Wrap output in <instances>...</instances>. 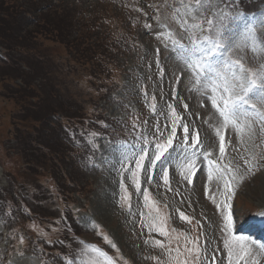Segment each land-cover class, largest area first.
I'll use <instances>...</instances> for the list:
<instances>
[{
  "label": "rangeland",
  "instance_id": "rangeland-1",
  "mask_svg": "<svg viewBox=\"0 0 264 264\" xmlns=\"http://www.w3.org/2000/svg\"><path fill=\"white\" fill-rule=\"evenodd\" d=\"M17 1L26 10L21 18L20 33L34 28L39 11L58 5L72 12L74 26L68 32L71 40L83 41V44L100 41L106 46L101 68L91 69L79 61L77 58L80 57L72 50L40 34L37 36L42 43L40 52L45 55L50 69H59L53 80L50 79L54 88L39 76L31 81L38 89L41 87V94L58 110L56 114L51 113L50 121L63 124V111L76 108L80 114L82 109L94 112L92 115L86 111L82 113L86 122L90 116L100 118L99 133L89 132L84 140L91 145L85 160L79 158L85 150V142L74 140L71 146L64 139L68 135L62 133L65 125L62 128L59 124L55 126L56 141L70 145L68 152L73 157L64 168L78 184L61 181L62 194L47 161L40 160L39 168L25 171L30 185L23 182L22 170L13 168L17 160L14 152L17 150L16 142L11 139L7 143L6 135L8 130L13 136L10 119L17 110L10 97V88L22 84V76L25 77L26 73L14 80H1L3 74H0V189L8 187V193L14 196L20 211L4 212L6 202L0 198V264H85L94 256V253L82 255L86 244L98 246L112 258L113 264H176L177 260L185 258L192 264L197 253H189L186 249L193 247L200 249L202 264H228L227 249L224 248L228 234L221 230L222 207L218 209L216 206L223 200L220 193L224 181L215 172L213 180H208L209 168L203 153H211L210 156L220 161L221 167L230 163L237 175L248 170L244 160L252 165V174L247 176L233 201L235 225L237 228L244 225L242 229H246L247 223L255 221L257 213L264 210V122L254 121L251 135H238L231 126L221 128L225 143V154L221 156L220 138L215 131L220 126L218 116L205 96L191 90L189 73L182 72V65H178L170 55V40L162 35L170 29L177 37L180 36L182 30L173 19L175 9L180 8L183 12L180 0ZM242 1L227 0L234 5V10L240 11L243 7L249 11L250 14L240 11L246 21L258 20L264 14V0H245L247 6ZM32 2H37V5H31ZM35 8L36 12L33 11ZM29 9L32 12L26 13ZM11 26L17 28V24L12 23ZM261 35L264 36V31ZM5 53L6 49L0 44L1 67L7 65L6 60L2 62ZM10 54L8 58L17 59L20 71H30L24 58L21 59L22 53L11 50ZM239 55L244 57L246 67L256 69L264 64V53H254L248 48ZM100 87L107 90L98 100ZM257 107L264 110V104H257ZM177 116L181 118L175 125L177 141L183 143V125H187L192 134L199 132L201 144L196 150L194 182L188 183L176 164H172L168 165L170 184L165 185L159 166L153 172L149 164L148 171L142 169L139 173L138 190L133 183L132 172L117 162L119 153L111 145L127 142L129 156L134 151L133 145L136 149L142 145L151 150L157 138L164 141L171 134ZM40 154L35 152L36 160ZM124 164L135 170L134 160H126ZM224 171L228 175L227 169ZM7 174L11 175V180ZM13 183L16 188L8 185ZM206 184L209 188L207 195ZM79 189L82 190L79 193L73 191ZM125 189L129 196L127 202L122 199L126 195ZM143 189H148V201L144 199ZM213 196L215 204L210 198ZM177 209L190 221L182 220ZM160 217L164 218L168 236L151 228L153 218L159 225ZM18 225L20 230H17ZM70 226L78 232L74 236L70 234ZM60 230L67 232L65 238L56 236ZM105 235L110 243L104 240ZM185 236L195 244L188 243ZM155 240L162 241L165 247L162 249L155 245ZM63 241H67L66 245ZM244 243L251 249V259L264 264V252L248 239ZM177 247L181 253L179 256Z\"/></svg>",
  "mask_w": 264,
  "mask_h": 264
},
{
  "label": "snow or ice",
  "instance_id": "snow-or-ice-1",
  "mask_svg": "<svg viewBox=\"0 0 264 264\" xmlns=\"http://www.w3.org/2000/svg\"><path fill=\"white\" fill-rule=\"evenodd\" d=\"M180 5L183 12L177 8L173 15V19L179 23L182 30L180 36L177 37L170 29L162 35L165 36V39L170 40V55L178 65H182V72L189 73V82L192 84L191 90L201 93L211 102L219 120L220 126L216 127L215 131L220 138L219 151L223 157L225 143L221 128L227 129L231 126L238 135H251L253 122L257 120L264 122V110L257 107V104H264V64L259 65L256 69L246 67L243 62L244 57L239 55L241 51L248 48L254 53H264V36L261 35V31H264V14H261L258 20L246 21L244 14L234 10V5H230L227 0H188V2L180 0ZM174 111L173 109V114ZM180 119L177 116L171 134L164 141L157 138L154 148L151 150L142 145L136 149V146L133 145L134 151L129 156L126 150L127 142L111 145L119 153L116 155L117 162L121 164L123 169L132 172L133 183L138 190L140 189L139 173L142 169L148 171L149 164L153 172H156L157 166H159V171L163 173L162 180L165 185L170 184L168 165L172 164H176L180 169L181 176L185 177L188 183L194 182L193 177L197 170L196 150L201 141L199 132L190 133L187 125H183L185 134L183 143L177 141L175 125ZM190 136L191 142L189 143ZM203 155L208 158L211 153L204 152ZM129 159L135 161L134 171L124 164V161ZM208 163L209 165H216L215 169L210 167L208 180H213V172H215L218 178H222L224 181L223 191L220 193L223 200L216 206L218 209L222 207L223 227L221 230L228 234V238L224 240L228 264H241V262L249 264L252 255L251 249L245 245L243 236H237L232 232V227L234 197L247 176L252 174V165L248 160H244L248 170L243 175H237V171L233 170L230 163H224L223 167L214 160H208ZM225 169H227L228 175L225 174ZM151 179L152 177H149V180ZM121 188H125L123 182H121ZM169 190L171 189L169 188ZM143 192L145 201H148V189H143ZM208 192L209 188L206 184V195ZM125 193L126 195L122 199L127 202L129 196L126 189ZM210 198L215 204V196ZM152 206H155V202ZM128 207L131 208L130 203ZM156 210L159 211L158 208ZM177 211L182 220L190 221V218L182 211L179 209ZM141 215L144 214L141 213ZM257 215L264 217V211L257 213ZM160 221V224L157 225L155 218H153L151 228L158 231L160 235L168 236V232L164 229V218L160 217ZM172 231L175 232V229ZM181 235L184 234L181 233ZM185 239L188 243L195 244V241L188 240L186 236ZM104 240L110 243L106 235ZM154 244L162 249L165 247L164 243L159 240H155ZM111 246L116 247L115 244ZM260 249L264 251V245H260ZM176 251L178 256L181 255L179 247ZM186 251L197 253V256L192 258V264H202L198 247L186 249ZM91 253H94V256H91L85 264H113L112 258L98 246L86 244L82 249V255L89 256ZM168 254L171 259L170 248ZM176 264H190V262L185 258L184 260H177ZM251 264H258V261L251 259Z\"/></svg>",
  "mask_w": 264,
  "mask_h": 264
},
{
  "label": "trees",
  "instance_id": "trees-1",
  "mask_svg": "<svg viewBox=\"0 0 264 264\" xmlns=\"http://www.w3.org/2000/svg\"><path fill=\"white\" fill-rule=\"evenodd\" d=\"M0 1V44L6 49L5 54L7 55V57L5 56L6 61L4 60L7 65L3 67L0 66V71H2L0 74H3L1 80H7L8 78L14 80L23 73H26L25 77L22 76V84L15 86V88H10L12 94L10 97L15 105V110H17V113L10 119V124L12 126L10 132L12 131L13 136L11 137L9 135L8 130L6 135V137L8 136V138H6L7 143L11 139L16 142L17 150L14 152L17 160L13 168L22 170L21 177L23 182L30 185L29 177L25 174V171L30 168H39L40 160L44 161V163L47 161L53 172L52 177L56 179L59 193L62 194L63 187L61 186V181L64 182V180H68V182L77 185L75 184L76 180L72 177L70 172H67L64 168L73 159V157L70 156L72 153L68 152L72 143L70 142V145H67L66 142L62 144L56 141L54 136L56 132L55 126L59 124L62 127V122L52 123L50 117L52 115L51 113L56 114L58 110L41 94V87L38 89L36 84H31L32 79L38 76L49 84L50 79L53 80V75L59 73V69H50L48 66L45 55L40 52V45L42 43L37 36L40 34V36H43L45 39L52 40L58 43V45L61 44L63 47L72 50V52L80 57L77 59L84 62L85 65L90 66L91 69H96L102 65L100 62L105 55L103 48L106 45L100 41L83 44V41L78 42L75 39L71 40L68 32L74 26L72 22V12L70 9L58 5L47 6L39 11L36 17L37 21L34 23V26H32L34 28L20 33L21 18L24 17L26 11L22 9L23 4H18L17 0ZM242 2L247 6L245 0ZM16 4L18 6H16ZM31 5L35 6L37 2H32ZM33 11L36 12V8ZM30 12L32 11L29 9L26 13ZM12 23L17 24L16 29L14 26H11ZM79 40H81V38ZM11 50H17L22 53L21 59L24 58L27 67L30 68L29 72L20 71V66L19 64L17 65V59L14 60L13 57L8 58L11 56ZM45 64H47V66ZM100 68L101 67H99V69ZM9 71L16 73L11 74ZM50 84L54 88V83L52 82ZM102 93L103 91L101 94ZM81 111L80 114L77 108L75 110H64L63 118L65 124L67 123L69 126L75 127L76 121L80 117V120L83 118L84 115L82 116V113H85L86 110L82 109ZM47 126H49L50 129L46 130ZM11 148H14V146ZM37 151L41 152L38 160L34 157ZM79 158L83 159V154ZM7 177L11 180V175L7 174ZM8 185L16 188L14 183ZM0 190V198L6 202L4 212L10 213L19 211L17 210L14 196L8 193V187ZM69 191H72V188H70ZM81 191L82 190L79 189V191L76 192ZM60 237L65 238L63 235Z\"/></svg>",
  "mask_w": 264,
  "mask_h": 264
},
{
  "label": "bare ground",
  "instance_id": "bare-ground-1",
  "mask_svg": "<svg viewBox=\"0 0 264 264\" xmlns=\"http://www.w3.org/2000/svg\"><path fill=\"white\" fill-rule=\"evenodd\" d=\"M255 220H256V222H259L260 224H264V217H262L260 215H258ZM263 227H264V225H263ZM263 233H264V230H263L262 234Z\"/></svg>",
  "mask_w": 264,
  "mask_h": 264
}]
</instances>
